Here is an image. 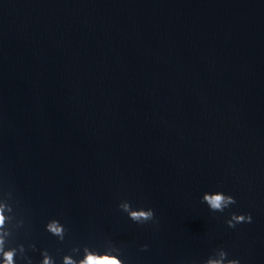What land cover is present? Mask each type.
<instances>
[{
  "label": "water",
  "instance_id": "obj_1",
  "mask_svg": "<svg viewBox=\"0 0 264 264\" xmlns=\"http://www.w3.org/2000/svg\"><path fill=\"white\" fill-rule=\"evenodd\" d=\"M0 182L38 247H62L59 216L127 264H264V0H0ZM216 187L223 214L200 202Z\"/></svg>",
  "mask_w": 264,
  "mask_h": 264
},
{
  "label": "clouds",
  "instance_id": "obj_2",
  "mask_svg": "<svg viewBox=\"0 0 264 264\" xmlns=\"http://www.w3.org/2000/svg\"><path fill=\"white\" fill-rule=\"evenodd\" d=\"M200 202L209 212L223 214L237 200L230 192L216 187L204 191ZM116 208L136 225L157 223L150 206L133 205L128 199H122ZM252 221L251 212L228 211L224 218L230 229ZM29 230V217L21 210L14 189L0 182V264H127L124 250L112 239H106L101 245L72 240L67 223L59 216L48 217L43 231L62 247H38L35 240L28 238ZM140 248L146 250L148 245L142 244ZM190 264H242V261L230 256L224 247H216L205 258L193 259Z\"/></svg>",
  "mask_w": 264,
  "mask_h": 264
}]
</instances>
